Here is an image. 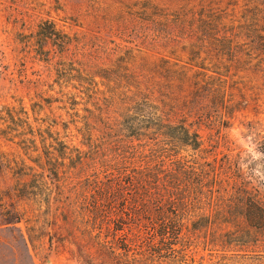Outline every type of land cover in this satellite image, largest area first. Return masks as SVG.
I'll return each mask as SVG.
<instances>
[{
  "label": "trees",
  "instance_id": "16d2710c",
  "mask_svg": "<svg viewBox=\"0 0 264 264\" xmlns=\"http://www.w3.org/2000/svg\"><path fill=\"white\" fill-rule=\"evenodd\" d=\"M136 12V29L158 36L165 54L150 57L151 49L129 46L98 73L68 75L70 109L77 97L99 96L113 114L74 108L65 123L72 126L70 143L56 132L49 144L55 155L43 151L41 161L38 154L31 181L18 191L41 194L61 173L88 169L80 185L91 192L83 222L103 226L123 257L127 243L138 240L148 244V255L168 256L151 244L181 239L180 227L171 223L184 215L196 219L182 238L195 239L209 222L220 247L264 240V161L242 156L220 133L241 109L236 97L245 100L238 74L264 65V0L187 1L171 13L145 0ZM212 107L217 132L203 138L199 124L210 122ZM124 227L129 232L116 236Z\"/></svg>",
  "mask_w": 264,
  "mask_h": 264
},
{
  "label": "rangeland",
  "instance_id": "374dc122",
  "mask_svg": "<svg viewBox=\"0 0 264 264\" xmlns=\"http://www.w3.org/2000/svg\"><path fill=\"white\" fill-rule=\"evenodd\" d=\"M143 1L0 0V264H264L262 237L241 247H220L213 242L212 227L206 222L195 239L182 238L196 219L194 215L177 217L180 221L171 223L180 227L181 239L164 245L155 243L156 239L152 242L161 252L167 249L168 256L148 255V244L139 240L127 243L128 255L121 256L104 236L103 226L83 222L91 192L80 190V185L88 169L61 173L57 181L48 180V190L41 194L30 188L18 191L21 184L31 181L38 154L41 161L43 151L55 155L49 144L56 132L70 143L72 126L65 123L74 108L80 114L88 110L99 114L100 109L104 115L113 114L99 96L77 97L70 109L68 75L76 69L98 73L114 65L116 55L129 46L151 49L150 57L165 54L158 36L136 29V10ZM148 1L171 13L187 1L200 0ZM248 67L238 74L240 78H233L244 87L245 100L236 97L242 101L241 109L220 133L243 150L242 156L262 162L264 65ZM217 115L212 107L210 122L199 124L203 138L217 132ZM196 116L200 121L201 110ZM259 175L264 180L262 171ZM128 232L124 227L116 236Z\"/></svg>",
  "mask_w": 264,
  "mask_h": 264
}]
</instances>
